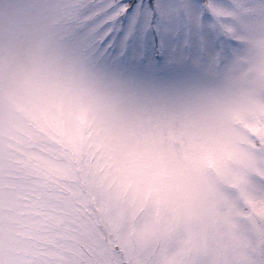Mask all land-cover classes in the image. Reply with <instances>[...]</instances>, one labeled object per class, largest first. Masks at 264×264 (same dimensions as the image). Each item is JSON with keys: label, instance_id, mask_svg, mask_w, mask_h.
<instances>
[{"label": "snow or ice", "instance_id": "1", "mask_svg": "<svg viewBox=\"0 0 264 264\" xmlns=\"http://www.w3.org/2000/svg\"><path fill=\"white\" fill-rule=\"evenodd\" d=\"M0 264H264V0H0Z\"/></svg>", "mask_w": 264, "mask_h": 264}, {"label": "rangeland", "instance_id": "2", "mask_svg": "<svg viewBox=\"0 0 264 264\" xmlns=\"http://www.w3.org/2000/svg\"><path fill=\"white\" fill-rule=\"evenodd\" d=\"M146 2L147 0H137L138 9ZM116 44L121 49V54L128 52L131 54L129 56V59H131L136 55L143 57L145 52L155 44V38L152 37L146 29L135 31L132 35H126L125 30L121 29L120 34L116 37ZM158 79L160 82H162L166 78L159 77Z\"/></svg>", "mask_w": 264, "mask_h": 264}]
</instances>
